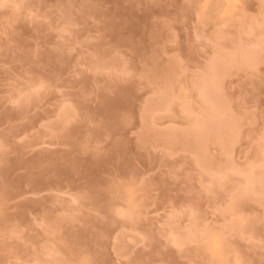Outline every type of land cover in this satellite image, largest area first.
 Here are the masks:
<instances>
[{
  "label": "rangeland",
  "instance_id": "374dc122",
  "mask_svg": "<svg viewBox=\"0 0 264 264\" xmlns=\"http://www.w3.org/2000/svg\"><path fill=\"white\" fill-rule=\"evenodd\" d=\"M219 6L0 0V264H264V0Z\"/></svg>",
  "mask_w": 264,
  "mask_h": 264
},
{
  "label": "bare ground",
  "instance_id": "6f19581e",
  "mask_svg": "<svg viewBox=\"0 0 264 264\" xmlns=\"http://www.w3.org/2000/svg\"><path fill=\"white\" fill-rule=\"evenodd\" d=\"M209 0H205V2H206V4H207V2H208ZM221 1V6H219L218 7V9H219V14H218V16H220V17H222V18H225V17H228L229 15H231L232 13H234L237 9H238V6H239V4H240V0H220ZM206 7V6H205ZM204 7V8H205ZM246 54V53H245ZM216 63V62H215ZM215 63H213L214 65H215ZM213 66V65H212ZM216 66V65H215ZM214 66V67H215ZM219 66V65H218ZM211 69H213V68H211ZM201 89V88H200ZM197 124V123H196ZM206 124H208L209 125V123H206ZM206 124H205V121H204V125L206 126ZM212 124H215V122L214 123H212ZM200 125V124H199ZM201 125H203V124H201ZM209 126H211V125H209ZM213 126V125H212ZM206 128V127H205ZM211 128V127H210ZM209 128V129H210ZM215 128H216V126H215ZM218 128V127H217ZM216 128V129H217ZM207 129H208V127H207ZM215 130V129H214ZM243 192L242 193H240V195H238L234 200H233V202H232V206L233 207H237V206H239V204H240V200H241V198H242V196H243ZM207 234V236L205 237L206 239V241H207V250H208V252L210 253V254H212V255H215V256H217L218 258H220L221 259V261H222V257L224 256V254H223V252H222V248H223V243L221 242V240L220 239H217L216 238V235L213 233H206ZM79 264H88V261H82L81 263H79Z\"/></svg>",
  "mask_w": 264,
  "mask_h": 264
}]
</instances>
